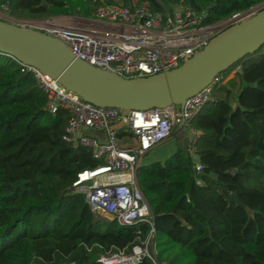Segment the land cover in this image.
<instances>
[{
	"label": "trees",
	"instance_id": "1",
	"mask_svg": "<svg viewBox=\"0 0 264 264\" xmlns=\"http://www.w3.org/2000/svg\"><path fill=\"white\" fill-rule=\"evenodd\" d=\"M147 1L166 12L156 0ZM162 1L171 10L179 0ZM183 1L213 23L259 0ZM107 3L112 2L0 0V8L6 4L9 16L36 19L89 16ZM259 48L228 68L240 64L243 71L235 72L236 92L222 95L220 87L217 99L189 122L198 132L197 175L186 136L163 160L137 168L153 214L156 257L165 264H264V51ZM45 101L34 76L0 53V264H100V253L128 251L137 230L144 236L149 226L93 214L83 194L72 190L76 173L97 162L89 149L62 139L68 113L59 108L49 114ZM231 193L248 210L237 206ZM140 264L152 262L145 257Z\"/></svg>",
	"mask_w": 264,
	"mask_h": 264
},
{
	"label": "built area",
	"instance_id": "2",
	"mask_svg": "<svg viewBox=\"0 0 264 264\" xmlns=\"http://www.w3.org/2000/svg\"><path fill=\"white\" fill-rule=\"evenodd\" d=\"M171 8L168 12L154 10L147 0H137L131 5L107 3L99 5L89 16L60 14L18 20V24L57 38L75 58L89 65L125 78H137L179 66L201 51L212 37L263 9L264 0L213 23L204 22V13L193 10L183 0ZM1 9H7V5ZM7 56L22 72L34 76L46 94L44 107L49 114L59 108L67 111L62 139L89 149L97 162L76 173L72 190L83 194L93 214L121 225L146 223L149 226L144 236L141 229L137 230L128 251L100 253L97 261L140 264L146 257L152 264H165L156 257L153 214L139 188L137 168L147 152L169 139L176 126L184 123L186 132H190L194 173L200 172L202 166L194 153L196 131L189 122L207 103L217 99L222 75L188 97L182 106L121 109L85 101L58 79L12 55ZM90 130L103 131V137L93 135Z\"/></svg>",
	"mask_w": 264,
	"mask_h": 264
},
{
	"label": "water",
	"instance_id": "3",
	"mask_svg": "<svg viewBox=\"0 0 264 264\" xmlns=\"http://www.w3.org/2000/svg\"><path fill=\"white\" fill-rule=\"evenodd\" d=\"M156 1L166 12L169 11L162 0ZM127 4L131 5V1L128 0ZM263 44L264 8L212 37L201 51L179 66L146 77L125 78L75 58L57 38L0 19L1 53L37 67L85 101L121 109L146 110L172 104L182 106L188 97L208 85L220 72L245 55L254 53ZM238 71L243 73L241 68ZM175 132L179 138L185 137L184 123L178 124ZM230 195L237 206L248 210L235 193Z\"/></svg>",
	"mask_w": 264,
	"mask_h": 264
},
{
	"label": "rangeland",
	"instance_id": "4",
	"mask_svg": "<svg viewBox=\"0 0 264 264\" xmlns=\"http://www.w3.org/2000/svg\"><path fill=\"white\" fill-rule=\"evenodd\" d=\"M115 4H127L128 0H110ZM0 19L6 20L9 22L19 23L18 20H29V19H21L13 16H9L4 10L0 8ZM39 19V18H36ZM35 20V19H33ZM264 51V44L259 48L257 52ZM240 68V64H236L230 70L222 71V83H221V91L222 95L227 94V90L231 91V95L236 92L237 87L240 84L239 78L235 75V72ZM189 130L186 132V137L190 142V134ZM179 141V136L176 134L175 130L172 133V136L160 143L158 146L151 149L147 152L141 159L140 164H147L156 160H163L165 155L172 149L174 146H177Z\"/></svg>",
	"mask_w": 264,
	"mask_h": 264
},
{
	"label": "crops",
	"instance_id": "5",
	"mask_svg": "<svg viewBox=\"0 0 264 264\" xmlns=\"http://www.w3.org/2000/svg\"><path fill=\"white\" fill-rule=\"evenodd\" d=\"M131 1V3H134L135 1H137V0H130ZM90 133H92L93 135H96V136H98V137H103V131H101V130H90ZM197 134H198V132L196 131V137H197ZM176 149V146H174V148H172L166 155H165V157L166 156H168L170 153H172L174 150Z\"/></svg>",
	"mask_w": 264,
	"mask_h": 264
}]
</instances>
